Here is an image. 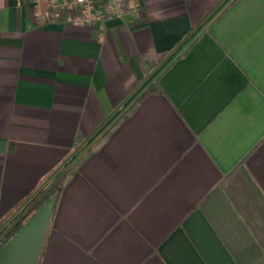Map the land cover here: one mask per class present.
I'll return each mask as SVG.
<instances>
[{
  "label": "crops",
  "instance_id": "obj_1",
  "mask_svg": "<svg viewBox=\"0 0 264 264\" xmlns=\"http://www.w3.org/2000/svg\"><path fill=\"white\" fill-rule=\"evenodd\" d=\"M30 1L0 0V264H264V0Z\"/></svg>",
  "mask_w": 264,
  "mask_h": 264
},
{
  "label": "built area",
  "instance_id": "obj_2",
  "mask_svg": "<svg viewBox=\"0 0 264 264\" xmlns=\"http://www.w3.org/2000/svg\"><path fill=\"white\" fill-rule=\"evenodd\" d=\"M34 24H72L93 27L108 18L123 19L138 12L141 0H31Z\"/></svg>",
  "mask_w": 264,
  "mask_h": 264
},
{
  "label": "trees",
  "instance_id": "obj_3",
  "mask_svg": "<svg viewBox=\"0 0 264 264\" xmlns=\"http://www.w3.org/2000/svg\"><path fill=\"white\" fill-rule=\"evenodd\" d=\"M74 143H75V144L79 143V139L76 138V140H74ZM0 246H1V242H0Z\"/></svg>",
  "mask_w": 264,
  "mask_h": 264
}]
</instances>
